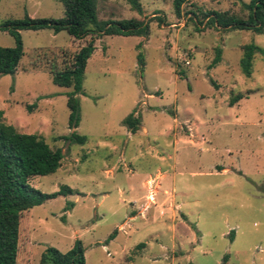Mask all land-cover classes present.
I'll return each instance as SVG.
<instances>
[{
    "label": "rangeland",
    "instance_id": "1",
    "mask_svg": "<svg viewBox=\"0 0 264 264\" xmlns=\"http://www.w3.org/2000/svg\"><path fill=\"white\" fill-rule=\"evenodd\" d=\"M139 1L141 13L128 0H95L97 21L89 27L135 17L148 21V34L95 40L76 95V128H69L72 88L56 85L49 71L68 64L90 37L19 31L17 70L0 74V121L63 153L57 171L32 177L31 186L72 192L23 213L17 264H40L47 247L66 252L76 239L84 264H264V54L254 53L249 75L240 64L242 45L264 51V32L224 30L203 16H243L249 0H191L180 16L173 0ZM26 15L58 18L64 6L0 0V24ZM14 44L0 30V47ZM130 114L139 118L133 133L123 124ZM72 132L85 140L64 138ZM158 166L166 171L159 188H174L188 228L180 222L172 232L167 207L150 204L146 216L137 214L146 203L140 182Z\"/></svg>",
    "mask_w": 264,
    "mask_h": 264
},
{
    "label": "trees",
    "instance_id": "2",
    "mask_svg": "<svg viewBox=\"0 0 264 264\" xmlns=\"http://www.w3.org/2000/svg\"><path fill=\"white\" fill-rule=\"evenodd\" d=\"M64 6V15L58 18H35L26 15L22 19L6 20L0 30L8 32L15 39L12 47H0V74H14L24 54L20 30L50 29L54 33L65 30L76 39H90L71 56L64 67L55 63L50 67L52 81L61 87L72 88L67 94L69 128H76L79 121L76 95L82 93V82L87 60L95 50V40L102 35L145 36L148 34V21L135 17L116 22L96 24L95 0H57ZM191 0H173L174 12L180 16L182 7ZM131 8L141 13L139 0H128ZM245 15L229 11L212 10L203 13L207 25L224 30H252L264 32V0H249L242 3ZM195 14L194 11H189ZM241 67L246 75L251 70V60L255 52L264 51L253 43L242 45ZM138 60L142 63L141 54ZM218 61V58L216 59ZM123 124L130 132L139 126V118L132 114L124 118ZM65 139L83 142L85 137L72 132ZM63 153L60 148H51L45 139L34 133H22L11 124L0 121V264H17L19 251V225L23 213L46 200L72 192L62 186L53 193H43L31 186L29 180L34 176L53 174L61 165ZM40 264H84L82 244L76 239L71 249L60 252L47 247L41 254ZM192 264V263H191Z\"/></svg>",
    "mask_w": 264,
    "mask_h": 264
},
{
    "label": "crops",
    "instance_id": "3",
    "mask_svg": "<svg viewBox=\"0 0 264 264\" xmlns=\"http://www.w3.org/2000/svg\"><path fill=\"white\" fill-rule=\"evenodd\" d=\"M168 158H170V156H168ZM159 159H160V161H162L163 157L161 156ZM165 172H166L165 170L161 171V169L158 166L155 169V172L153 175H151L149 172L147 174H144V176L140 182V184H141L140 190L141 191H143L144 189L147 190L146 193L144 194L146 206L143 204L144 206L142 205L140 207V209H139L140 211L138 210L137 214H139L142 217L146 216L145 212L148 209L150 204H152V205L155 204V205H158L159 207H167L168 210L170 211V214L168 213L169 215L165 219H166V221H169L170 230H172V232H174L177 224H180V222L183 223L188 228L189 221H188L186 213L181 211L182 203H178V202L174 201V197H173L175 195L174 188H172L171 191L169 189H167L166 187H164L163 189L159 188L160 187V180L166 176ZM107 173H109V172H107ZM110 173H112V170ZM129 173L133 174V170L130 169ZM134 187H136L134 184L130 185L129 190H132ZM144 207H146V208H144ZM176 213H178L180 215L179 216L180 220L175 217ZM164 215H165V213L160 211V216H164ZM135 216H136V214H130V215L128 214L127 219L128 218L133 219ZM174 221H177V222L174 223ZM156 223H157V225L159 224V222H156ZM161 224H163V223H161ZM120 226H123V225L119 224L118 227L120 228ZM159 232L160 231L155 232V236L159 235L158 234ZM174 235L175 234H172V239L176 238ZM143 245H145V244H143ZM170 258H172V257H170Z\"/></svg>",
    "mask_w": 264,
    "mask_h": 264
},
{
    "label": "built area",
    "instance_id": "4",
    "mask_svg": "<svg viewBox=\"0 0 264 264\" xmlns=\"http://www.w3.org/2000/svg\"><path fill=\"white\" fill-rule=\"evenodd\" d=\"M151 200V199H150Z\"/></svg>",
    "mask_w": 264,
    "mask_h": 264
}]
</instances>
